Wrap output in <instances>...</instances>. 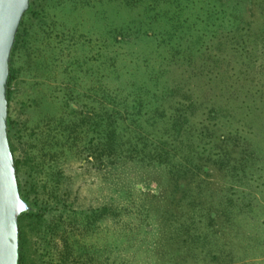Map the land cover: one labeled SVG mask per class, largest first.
Listing matches in <instances>:
<instances>
[{
    "label": "trees",
    "instance_id": "obj_1",
    "mask_svg": "<svg viewBox=\"0 0 264 264\" xmlns=\"http://www.w3.org/2000/svg\"><path fill=\"white\" fill-rule=\"evenodd\" d=\"M121 1L129 15L108 28L109 53L97 52V98L90 106L82 102L84 129L75 128L73 97L64 101L59 125L46 121L42 129L49 153L76 149L104 175L98 201L92 194L85 206L62 172L43 159L48 152L26 149L38 127L9 113L12 55L29 0L18 22L5 90L7 140L18 192L28 205L17 214L16 264H129L131 258L145 264L147 256L162 264L159 251H167L168 262L186 255L194 261L206 242L217 245L209 237L218 226L225 236L218 246L222 264L232 252L223 245L238 234L237 212L264 203V0ZM219 177L221 188H215ZM136 179H154L162 190L159 199L143 196V207L134 208L141 212L132 236L136 252L104 260L89 254V234L110 232L109 221L119 223L112 249L128 248L127 217L137 214L126 194L138 188ZM30 237L35 256L28 252Z\"/></svg>",
    "mask_w": 264,
    "mask_h": 264
},
{
    "label": "rangeland",
    "instance_id": "obj_2",
    "mask_svg": "<svg viewBox=\"0 0 264 264\" xmlns=\"http://www.w3.org/2000/svg\"><path fill=\"white\" fill-rule=\"evenodd\" d=\"M128 10L129 7L121 0H29V10L23 14L20 26L22 39L12 55L11 64L15 77L10 84L13 91L9 113L18 121L24 120L28 127H38L39 131L35 129L36 133L32 137L27 134L28 139L24 142L27 144L26 149L37 153L48 152L47 155H42L43 159L51 162L56 172H62L61 176H64L71 190L77 194V203L83 206L92 202V194L98 201L96 186L101 183L100 179L104 175L97 173L80 155H76V149L61 151L60 147H55V153H49L51 149L48 148V143L44 142L42 129L46 121L49 125H59L57 121L66 116L67 106L64 101L72 102L71 97L74 98L78 115L75 117V128L84 129L82 115L85 107L82 102L87 100L90 106L97 98L94 90L97 78L94 62L99 56L97 52L109 53L110 48L105 36L108 28L112 25H123L129 15ZM95 38H98L99 43L103 38L105 45H96ZM263 143L264 139L261 140V144ZM78 144L79 139H75V148ZM136 180L138 188L128 190L126 194L133 216L137 214L136 219L127 217L131 224L130 228H126L130 231L126 238L128 248L126 247V251L112 249L114 227L119 223L114 222L115 225L109 221L104 225L110 232L105 229L101 233L89 234L92 246L87 250L89 254L104 260L112 255L121 258L127 254L130 258L129 256L136 252L132 248V236H137L134 231L140 229L137 218L141 212L138 215L134 208L136 205L137 209L143 207L142 199L139 198L154 193L156 199H159L162 193L160 188L157 189L154 179ZM103 181L107 184L110 177ZM214 181V187L221 188V178ZM258 206L264 207V203ZM261 207L248 212L246 209H238L236 218H239V221L236 223L239 226L235 229L238 234L232 237L230 244L223 245L225 250L231 247L232 252L227 257L230 261L222 264H264V208L260 209ZM200 230L195 229L196 232ZM214 235L209 239L216 241L217 245L211 246L206 242L200 251V257H196L194 261L190 255H186L183 259L174 256L168 262L167 251H159V256L155 254L160 257L162 264H221V260L226 259L221 258V252L218 251L219 247L221 249V239L225 238L224 235L221 236V226H218V233ZM28 252L35 256L32 237ZM204 253H207V256ZM214 254L216 256L210 258V255ZM148 257L145 264H151ZM129 264H132V258Z\"/></svg>",
    "mask_w": 264,
    "mask_h": 264
},
{
    "label": "water",
    "instance_id": "obj_3",
    "mask_svg": "<svg viewBox=\"0 0 264 264\" xmlns=\"http://www.w3.org/2000/svg\"><path fill=\"white\" fill-rule=\"evenodd\" d=\"M28 0H0V264H16L17 214L28 205L18 192L6 133L8 58L18 22Z\"/></svg>",
    "mask_w": 264,
    "mask_h": 264
}]
</instances>
